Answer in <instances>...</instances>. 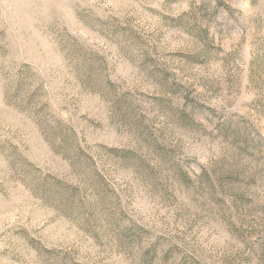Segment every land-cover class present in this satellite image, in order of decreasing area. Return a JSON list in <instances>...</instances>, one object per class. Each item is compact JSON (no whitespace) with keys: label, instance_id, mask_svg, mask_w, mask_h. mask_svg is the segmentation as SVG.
<instances>
[{"label":"rangeland","instance_id":"rangeland-1","mask_svg":"<svg viewBox=\"0 0 264 264\" xmlns=\"http://www.w3.org/2000/svg\"><path fill=\"white\" fill-rule=\"evenodd\" d=\"M0 264H264V0H0Z\"/></svg>","mask_w":264,"mask_h":264}]
</instances>
